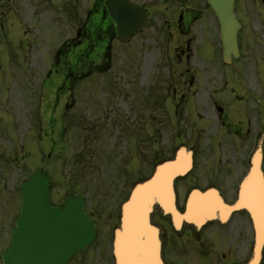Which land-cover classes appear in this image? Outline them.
Segmentation results:
<instances>
[{"label":"rangeland","instance_id":"1","mask_svg":"<svg viewBox=\"0 0 264 264\" xmlns=\"http://www.w3.org/2000/svg\"><path fill=\"white\" fill-rule=\"evenodd\" d=\"M88 1L93 0H52L51 4L55 9L53 16L56 18L54 25L57 26L58 34V40L53 44L58 42L60 45L74 36L76 15L71 17L73 14L68 13L69 6H76L72 10L74 14L79 12L80 18L88 7ZM145 2L150 7L152 16L141 35L126 42L114 39L108 49V60L87 63L83 59L71 65L73 69L70 68L87 74L73 84L75 103L73 109L68 111L67 118H71L73 114L81 115L80 118L84 121L67 127L68 134L63 139L62 152L56 163L58 170L55 176H51L54 180V199L79 194L86 199L88 207L98 220L97 240L89 250L77 257L75 264H112L108 255L111 233L116 225L122 196L135 181L150 173L156 159L168 155L179 143L197 151L194 169L187 178L199 184L204 181L199 176L206 167L201 153L203 141L212 140V154H209L219 161L222 156L228 159L227 166L237 178L243 169L242 161L248 147L247 142L252 139L251 135L257 127L264 134V37L256 39L255 44L250 42V38L259 37L258 33L263 30L261 24H264V7H261L260 14L247 15L241 12L242 23L245 22L244 29L248 30L243 38L244 58L234 60L231 65L218 64L215 71L207 64L194 61V55H198L194 47L197 49V45L202 42L201 34L212 32L211 25L209 27L207 24L208 29L201 31L202 22L195 24L192 32L197 38L191 47L192 56L185 63V70L187 68L191 72V68L196 67L200 70L205 65L204 72L197 74L193 85L202 91L196 90L197 93L190 99L187 95L188 100L179 102L175 106L177 112L173 114L174 105L169 104L171 95L168 96L167 103L163 104L154 103L152 98L154 96L159 101L157 91L163 93L162 89L167 86L181 87L182 84L177 80L183 69L176 54L180 45L185 46V38H178L176 31L173 35L169 34L173 28H167L168 16L163 12L166 11L165 7L171 5L170 2ZM204 15L208 21V15ZM15 29L21 32L20 25L15 26ZM30 33L37 34V31ZM213 36L211 34L212 40ZM4 42L1 36L0 44ZM9 42L10 47L0 53V105L3 106L7 99L10 107L15 108L12 112L17 111L16 119L21 122V127H28L31 122V130L25 135L30 142L31 151L37 145L36 108L46 101L41 93L40 82L45 77L50 62L40 61L34 56L33 63L31 64L30 59L25 65L23 57L28 53L26 42L23 41V46L13 38ZM214 45V41L213 45L204 42L199 47L200 53L207 55L209 49L215 48ZM38 49L41 51L42 47ZM9 54L15 56L10 60ZM54 69L62 71L66 69V65L60 62L55 64ZM185 76L188 80L189 75ZM53 80L57 82L56 76ZM48 86H54L51 78L48 79ZM183 86L185 87L184 84ZM186 86H189L188 83ZM50 92L51 88H48L47 93ZM212 92L217 105L221 104L222 99L228 113L227 122L223 126L217 118V106L212 104ZM179 100V97L174 98V101ZM59 128L62 129V123ZM2 134H11V139H15V134L9 129L2 131ZM214 162L217 167L218 163ZM50 172L54 174L52 170ZM20 173L19 170H11L12 184L3 192L0 190V201L5 202V198H10L9 203L13 205V209L17 208L13 197L17 199L18 196ZM11 209L12 206L10 208L9 205L2 204L0 215L14 214ZM1 216L0 252L7 243L11 228L8 217L4 219Z\"/></svg>","mask_w":264,"mask_h":264},{"label":"flooded vegetation","instance_id":"2","mask_svg":"<svg viewBox=\"0 0 264 264\" xmlns=\"http://www.w3.org/2000/svg\"><path fill=\"white\" fill-rule=\"evenodd\" d=\"M75 1L78 2V0ZM127 1L132 5L142 7L147 13L143 28L133 37L139 36L149 25L148 22L152 16V11L145 0L141 2L137 0ZM166 1L172 5L165 7L166 11L163 12L169 16L166 20L167 28H173L177 32L178 38H185V46L182 44L179 49L176 47L178 49L176 57L183 69L177 81L182 85L180 88L176 86L163 88L164 92H159V101H156V97L154 96L153 101L159 104L167 103L168 96L171 95L169 104L174 105L173 113L176 114L175 106L179 102L183 103L187 101V95L190 96V99L191 96H194V94L201 90V88H194L193 85L196 82L197 74L204 72L203 67L205 65L200 70H197V67L191 68V72L187 68L185 70V63L187 64L192 56L190 53L191 47L197 38L196 35L193 36L194 33L192 32V28L196 23L202 22L200 25L201 31L208 29L207 24L209 27L211 25L212 32L207 31L209 32L207 33L208 35L201 34L202 42L197 45V49L196 46L194 47V51L198 52V55H194L195 63L207 64L211 70L215 71V66L219 64L220 56L213 54L215 51L213 46V49H209L212 54L204 55L199 50V47L204 42L213 45L217 33V24L212 23L213 16L207 12L208 9L205 2L203 0ZM51 3L52 0H22V6L17 8L18 12H15L12 11L15 4L13 0H0V38L3 36L5 40L4 44H0V53L5 52L10 47L9 41L12 38L14 40L21 39V42H26V48H28V53L23 57L24 62L31 59L30 62L32 64L34 56L40 59V61L50 62L47 75L56 74L57 78V82L52 81L54 86L48 87L51 88V92L47 93L48 88H46V92L42 93V96L46 100L45 104H40L36 108L37 129L35 130V137L37 145L34 150L30 151V142L27 141V136H25L31 128L21 127V122L19 123V119H16L18 113L17 111L12 112L15 108L10 107L11 104H8L7 99H5L3 106L0 105V185L4 188L12 184L11 170H19L21 172L19 174L21 175L19 187L35 172L43 173L46 171L51 176L53 173L50 170H52L54 172L53 175H55L56 170H58L56 163L62 152L63 139L68 134L67 127L73 124H80L84 121L83 118H80L81 115L76 116L73 114L71 118H67L68 111L73 109L75 103L73 101L74 88L72 85L77 80L83 78L80 72L70 69L69 64L82 61L83 59L92 63L110 59L107 51L108 45L116 38V26L105 7V0H93L88 1V7L80 18L78 16L79 12L76 11V14H74L72 10L76 6H69L68 13L70 15L73 14L71 17L74 18L76 15L74 36H71L69 40L63 42L61 45L58 42L53 44L56 39L58 40V34L56 33L57 26L56 24L54 25L56 23V18L53 16L55 9ZM262 3L264 4V0H236L235 9L237 14L241 12H257L262 7ZM204 14L208 15V21L205 19ZM15 15L21 21V33L13 28L14 21L16 20ZM34 30L37 31V34L30 33ZM52 32L55 33L53 34ZM211 34L212 36L214 35L213 40L211 39ZM263 34L264 32L261 33V35ZM132 38L125 41L119 39V42H126ZM51 39L53 40L52 42L49 41ZM216 44V52H218L219 43L217 42ZM49 45L50 48L48 49ZM40 47H42L41 51L38 49ZM239 50L241 51L240 43ZM33 52L34 54L36 52V54L34 55ZM12 56L15 55L8 56L10 60ZM241 57L242 55H239L238 59ZM233 61L234 59L232 58L230 64ZM60 62L66 65L67 70L54 69L55 64L57 65ZM185 75H189V81ZM187 83L189 86H186ZM47 95H49L48 98ZM176 97H179L180 100L174 101ZM211 98L212 104L217 106V118L220 120L221 125H224L228 119L224 102L218 97L217 99H220L223 104L218 103L219 105H217L216 99H213L212 95ZM21 105L24 108V104L21 103ZM60 123H62V129L59 128ZM11 124H13V127ZM8 129L15 134L14 140L11 139L13 135L2 134V131H7ZM203 142L204 145L201 146V153H203L202 156L206 162V167L200 174L199 179H203L204 181L199 184L191 181H187L186 183L187 178L179 179L175 182L177 207L180 211L184 210L186 198L192 188L205 191L214 187L223 197L224 201L230 205L234 204L237 198V185L243 173L240 177L235 178L233 170L227 166L228 159H224L223 163L219 167H216L213 155L209 154H212V140ZM247 146V148H250L251 143L247 142ZM193 149L195 164L197 151L195 148ZM18 154L20 157H18ZM262 171L264 174V152ZM48 180L51 205L53 207L63 206L67 198L64 200L53 199L52 183L50 179ZM85 208L93 220L97 235L98 220L95 213L87 207L86 202ZM7 216L2 215L1 218L6 219ZM10 219L13 223L16 220L13 216ZM151 219L159 228L161 256L164 264H243L251 255L253 229L250 216L245 210L235 209L224 221L221 222L219 219L210 220L199 228L193 224L183 223L179 229H176L170 219L163 217L159 210H155ZM75 261L76 255L70 257L66 264H75ZM260 264H264V246Z\"/></svg>","mask_w":264,"mask_h":264},{"label":"water","instance_id":"3","mask_svg":"<svg viewBox=\"0 0 264 264\" xmlns=\"http://www.w3.org/2000/svg\"><path fill=\"white\" fill-rule=\"evenodd\" d=\"M220 26L223 55L237 56L236 33L239 28L233 11L234 0H206ZM107 8L117 25V33L126 38L141 27L145 14L125 0H107ZM192 167V153L177 149L174 158L158 164L147 180L136 183L121 205L119 226L114 230L112 253L115 264H163L160 256L159 231L151 223L155 207L171 217L176 228L183 221L200 225L219 217L224 219L232 207L225 205L217 193L194 191L187 201L186 214L175 205L173 183ZM23 206L11 244L3 253V264H64L67 258L89 244L94 230L83 212L80 198L68 199L63 209L49 207L48 183L35 175L22 186ZM236 208L250 214L255 242L248 264H258L264 244V178L261 150L251 159L249 173L239 188Z\"/></svg>","mask_w":264,"mask_h":264}]
</instances>
